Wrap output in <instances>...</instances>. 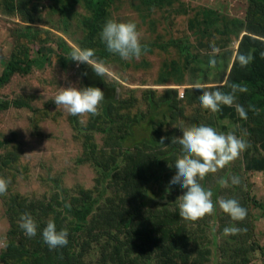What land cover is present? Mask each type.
<instances>
[{
	"label": "rangeland",
	"instance_id": "1",
	"mask_svg": "<svg viewBox=\"0 0 264 264\" xmlns=\"http://www.w3.org/2000/svg\"><path fill=\"white\" fill-rule=\"evenodd\" d=\"M180 3L184 6H179ZM247 3V0H179L175 3L176 6L170 7L167 13L163 10L156 12L157 9L150 10L144 6L138 9L140 0H115L110 9V19L118 22H134L138 31L142 33V41L149 42L160 34L162 35L160 42L180 40L183 42L181 44L185 50L178 54L177 50L169 49L171 52L167 56L168 51H164V54L159 49H153V52L149 53V59L143 64L139 63V68L134 63L122 60L120 57L124 62L121 65L108 64L106 66L102 63L93 66H98L101 69L105 86L115 87L120 98L137 99L145 114L151 111L149 103L145 102L147 95H153L155 100L156 97L160 99L165 93L163 90L172 88L177 91L176 96H171L173 101L174 98L178 99V93L182 98L181 92H184V99L179 101L180 108L184 109V117L178 118L174 124H170L169 117L164 127V131L176 130V137H179L182 135L183 128L193 126L190 123L193 113L203 109L199 102L201 92L192 89L190 85L199 81L205 86L204 90L215 91L217 88L220 90L226 84L231 67H227L222 61V57L221 60L219 57L223 52L238 50L240 41L236 39L233 46L227 47L224 39L217 34L222 29L224 31L225 25L231 27L236 21L245 17ZM64 4L70 8L66 14L60 11L61 7L57 1L0 0V76L7 64L12 61L14 53L16 54L20 49L19 45L30 49V59L35 61L29 75H17L9 85L0 88V103L9 101L14 104L15 100L24 103L21 108L12 106L9 110L0 113V177L11 181L7 193L0 196V256L6 248L7 240L9 241L11 237L13 216L19 215L20 205L26 206L24 199H27L29 205L32 201L50 202L57 210L49 220H52L56 227L57 222H63V226L66 225L65 216L73 208L72 200L81 197L84 192H93L97 183H103L102 189L107 187L103 193L105 203H108L110 207H114L117 203L118 193H115L112 185L110 187L108 185V183H112L114 176L110 175L108 178L107 175H103L101 168L97 170L87 160L84 161L91 155L83 156L82 154L84 141L78 140L79 133L72 126L71 119L74 116L67 114L53 102L59 88L70 86L78 89L86 88L81 75L83 63L77 64L72 60L62 64L59 61L60 55L66 59H71V57L61 54L59 46L66 42L74 50L77 46L83 49L81 40L88 36L89 32L83 20L90 16L91 12L81 0H62V8ZM12 6L19 9L18 12L10 13ZM35 6L40 7V12L33 14V23H28L25 18L27 14L25 9L32 10ZM177 9H179L178 16H176ZM212 9L216 13L211 14ZM208 13L209 17L213 19L208 21H214V23L211 30L208 29V36L206 37V34L205 37H202L198 28L203 18L208 17ZM216 16L218 19H215ZM195 18L200 19L198 21ZM191 24L196 28V35L190 28ZM216 26L218 29L214 31ZM101 30L99 29L96 34L98 35L96 40H101ZM200 42L203 43V46L199 45ZM213 45L219 49L216 57L219 62L222 61L218 62L215 68L209 67V59L204 58L205 55L211 56ZM171 60L176 61V66L181 73L187 75L189 68L194 67L197 69V74L190 75L182 85H159L157 83L159 75L163 83H168L170 80L169 70L172 63L169 61ZM127 63H130L131 67L126 66ZM135 63L138 62L135 61ZM187 87L191 88V93L189 98L185 99ZM194 95L198 99L193 105H190L191 96ZM48 98L49 100H47ZM236 104L240 105L238 100H236ZM163 105L161 104V106ZM233 108L236 109L235 106ZM205 111L210 113L209 117L216 121L212 127L217 131L232 132L237 137L244 138L249 145L239 159L224 172L213 175L211 180H207V176L201 183H205V188L212 192L216 188L221 198L238 200L240 205L247 210L246 219L241 223L242 229H244L243 227L247 229L244 233H248L250 238L244 242L249 241L248 245L251 243L250 246H254V251L251 250L247 254L244 252V247L248 245H244L241 241L243 232L236 239L228 242L232 246H227L225 243L222 245L221 229L230 223H232L231 226L238 227V222H233L218 206L214 215L195 224L180 219L178 197L183 195V191L178 185H175L180 193L175 194L174 199H172L173 196L169 198V203L157 198L152 205H141L129 215L132 221L136 214L138 215L144 210L141 213L145 215L146 223L149 225V220L152 222L150 236L141 235L140 237L145 245L140 246L141 250L138 253L150 257V264H156V256L160 250H164V246L156 238L153 241L149 240L155 236L153 230L155 221L152 217L157 218V226L165 227L162 224L163 218L170 219L168 217L172 214L170 226L178 229L192 227L197 234L209 232L208 239L214 238L215 245H211L210 254L205 264H233L235 261L232 254L239 255L236 256L238 260L236 264H264V166L247 168L253 161L264 160V153L249 143L248 132L250 130L245 126L246 120L239 114L234 119L220 118L217 120V113ZM174 112L176 113L177 110ZM77 117L81 119L83 125H86L90 120V116ZM252 128L253 126H251ZM95 141L99 146L103 145L101 135H97ZM11 151H15L17 157L9 155ZM6 160L10 162L7 165ZM164 170L169 173L173 172V176L176 173L174 165L172 167L165 166L162 172ZM225 172L229 176V183L228 186L221 187L218 183L221 179L219 177ZM232 176L239 178L238 186L231 184ZM158 186L154 185L155 192L158 190ZM150 193L154 194L153 191ZM120 225L114 231L115 226H108L106 230L115 233L126 232L128 224L122 222ZM171 235L174 234L171 233ZM67 238L69 239V237ZM198 249L196 241L191 240L185 250L186 253H189L188 264H197L199 261L205 260V255H199ZM91 259L85 264H103V261L106 260L96 251ZM242 260L243 262H241Z\"/></svg>",
	"mask_w": 264,
	"mask_h": 264
},
{
	"label": "trees",
	"instance_id": "2",
	"mask_svg": "<svg viewBox=\"0 0 264 264\" xmlns=\"http://www.w3.org/2000/svg\"><path fill=\"white\" fill-rule=\"evenodd\" d=\"M51 1H57L60 4L62 13L69 12L68 5L64 4L62 8V0ZM81 1H84L91 12L90 16L83 20L89 32L88 36L81 40L82 48L94 49V59L98 61V64L104 63L106 66L108 64L121 65L124 62L119 56L109 53L102 40H96L98 30H101L105 22L110 19V9L115 0ZM177 1L179 0H140V6L137 8L140 9L141 6H144L150 10L157 9L156 12L163 10L168 13L170 7L176 6ZM247 1L245 17L236 21L231 27L225 25L224 31L222 29L217 34L224 39L227 47L233 46L236 39L240 41L238 50L232 51L230 49L231 51L223 52L219 57V60L222 57V61L225 62L227 67H231L226 84L220 90L223 92L230 91L228 86L233 83L247 88V92L237 93L236 100L247 112L245 126L250 130L248 132L249 143L258 147L261 153H264V0ZM179 6L184 5L180 3ZM18 10L12 6L10 13L18 12ZM25 10L27 12L25 16L27 22L33 23V14L39 13L40 7L35 6L32 10ZM178 10H176V16H178ZM210 13L214 14L216 11L212 9ZM207 16L203 18L198 28L202 37H205L208 29L211 30L214 23V21H208L213 20L209 17V13ZM199 19L195 18L198 21ZM215 19H218L217 16ZM219 22L223 25L221 21ZM190 28L196 35L195 26L191 24ZM217 29L218 26L214 28V31ZM161 36L158 34L149 42L141 41L142 44L148 46V52L139 59H133L130 62L139 68V63H145L153 49H159L164 54V51H168L167 56L171 52L169 49L177 50L178 54L185 50L183 44H181L182 41L172 40L162 43L160 42ZM199 45L203 46V43L200 42ZM19 46L20 49L16 54L14 53L12 61L7 64L0 76V88L9 85L17 75L27 76L31 73L32 65L35 62L30 59L31 51L24 48L23 45ZM59 47L61 48V54L71 57V53L74 51L72 47L67 45L66 42L61 43ZM240 55L252 57L251 62L242 67L238 59ZM204 58L209 59L210 56L205 55ZM215 58L219 62L218 58ZM59 61L66 64L72 60L60 55ZM135 61L138 63H135ZM169 62L172 63L169 70L171 77L168 83H163L159 75L157 83L161 86L163 84L182 85L190 75L195 76L197 74V69L193 67L189 68V74L185 75L180 72L175 60ZM126 66L131 67V64L127 63ZM92 68L83 64L81 75L85 87L99 88L105 94L100 114L90 116V120L85 126L81 124V119L77 116H74L71 122L75 131L79 133L78 140L80 142L81 140L84 141L83 156L85 154L91 155L87 159L88 163L92 164L97 170L101 168L103 175H107L108 178H110V175L114 176L112 183H108V185L109 187L112 185V189L115 190V193H118L117 203L114 207H110L108 203H105L103 193H105L107 187L102 189V182L95 185L93 192H84L81 197L72 200L73 208L65 216L66 225L63 226V222H57L58 231L67 229L69 233L68 244L63 248L50 250L44 243L41 233L43 228L46 227L47 223L45 222L49 221V218L57 209L50 202L32 201L29 205L27 199H24L26 206L20 205L19 215L13 216L11 237L9 241L7 240L6 248L0 256V264H85L88 260H92L95 251L99 252L101 257L106 258L103 264H150L151 262L150 257L142 256L138 252L141 250L140 246L145 245L140 237L141 235L150 236L152 222L149 220V225L146 223L145 215L141 213L144 210L138 215L136 214L132 221L129 215L141 205H152L157 198L169 203V198L173 196L172 199H174L175 194L180 193L177 186L169 183L173 177V172L169 173L167 170L162 172V169L165 166L172 167L175 165L176 159L181 154L180 146L171 143L172 138L176 137L177 131H164V127L169 117L171 119L170 124H174L178 118L184 117V109H181L179 104V101L184 98H180L178 93V99L174 98L172 101L171 96L177 95V91L174 89L163 90L165 92L163 97H160V99L156 97V100L153 95L149 94L145 98V102L149 103V110L151 111L145 114L137 99L118 97L115 87L105 86L101 69L98 66H92ZM186 90L185 99L186 97L188 99L191 88L187 87ZM197 99V96H191L190 105H193ZM185 103L188 105L187 102ZM22 104L24 103L20 100H15L14 104L3 101L0 103V113L9 110L12 106L21 108ZM161 104L164 105L161 106ZM174 110H177V112L175 113ZM237 114L236 109L225 106L217 113V120H220V118L234 119L237 118ZM209 115L210 113L199 109L191 116L190 123L192 125H215L216 121ZM251 126H253L252 129ZM97 135L102 136V146L96 144L95 137ZM161 137H167L164 145L159 144ZM109 149L111 151H108ZM9 155L17 157L15 151L9 152ZM8 163L10 162L6 160V165ZM260 166H264V160L262 159L253 161L247 168H259ZM225 170L223 169L219 173ZM212 176V174L208 175L207 180H211ZM219 178L228 180L229 176L225 172ZM159 181L162 183H158ZM154 185H159L156 192L154 191ZM202 185L205 187L206 184L202 183ZM150 191H153L154 194L152 195ZM213 192L215 203L221 196L216 188ZM96 194H99V196H96ZM156 208L158 209V207ZM24 213H29L37 222V235L33 238L27 237L19 226L20 217ZM172 217L171 214L168 218L171 219ZM208 217L206 216L204 220ZM135 218H137L136 222ZM152 218L155 221L153 227L155 236H152L149 240L153 241L156 238L164 246V250H160L156 256V264H188L189 253H186L185 250L190 245L191 240L196 241L197 247H199L198 254L205 255V260L203 262L199 261L197 264H205L210 254L211 245H215L214 238L208 239L209 232L207 234H197L192 227L178 229L170 226V219H167V217L162 220L165 227L157 226V218ZM122 222L128 224L126 232H113L121 226ZM237 224L238 228H242L241 222ZM231 225L232 223L221 229V235H223L222 245L225 243L227 246H232L228 242L236 239L239 235L224 234L223 229ZM108 226L115 227L113 231H108L106 230ZM171 233L174 235L172 236ZM249 238L250 235L244 233L241 239L244 245H248L249 241H244L249 240ZM200 243H202L201 246H199ZM250 244L244 247L246 254L251 250L254 251V246H250ZM231 256L234 257L235 262L233 264L238 263L236 256L239 255L234 256L232 254Z\"/></svg>",
	"mask_w": 264,
	"mask_h": 264
},
{
	"label": "clouds",
	"instance_id": "3",
	"mask_svg": "<svg viewBox=\"0 0 264 264\" xmlns=\"http://www.w3.org/2000/svg\"><path fill=\"white\" fill-rule=\"evenodd\" d=\"M101 40L109 53L119 56L122 60L131 61L139 59L148 52V46L142 44V33L138 31L134 22H118L109 19L101 30ZM219 49L212 46V54L208 66L215 68L218 61L215 58ZM94 49L77 48L71 53V60L77 64L83 63L92 68L98 64L94 59ZM240 65L247 66L252 57L240 55ZM93 69V68H92ZM94 70V69H93ZM194 90L201 92L199 102L203 109L215 114L221 111L222 106H235L237 113L243 119L247 118L244 107L236 104L237 93L247 92V88L233 83L230 91L223 92L217 88L215 91L204 90V85L199 81L190 85ZM104 92L96 87L59 88L53 102L71 116H97L104 102ZM254 110V109H253ZM167 137H161L159 144L164 145ZM171 143L180 146V156L175 161L176 173L170 180V185H178L183 195L178 197L179 218L195 224L206 216L215 214L217 206L227 214L233 222H243L247 216V210L236 199L219 198L213 201V192L206 189L201 181L212 174L228 168L249 147L247 141L237 137L234 133H223L208 125H193L183 128L180 137H174ZM10 180L0 177V196L7 193ZM221 187L228 186V180L221 178L218 181ZM231 184L238 186L239 178L231 177ZM20 228L25 235L33 238L37 235V222L29 213L20 217ZM246 229L229 226L223 229L225 235H237ZM42 239L50 250L63 248L68 244L67 229L57 230L56 224L49 220L42 230Z\"/></svg>",
	"mask_w": 264,
	"mask_h": 264
},
{
	"label": "built area",
	"instance_id": "4",
	"mask_svg": "<svg viewBox=\"0 0 264 264\" xmlns=\"http://www.w3.org/2000/svg\"><path fill=\"white\" fill-rule=\"evenodd\" d=\"M181 97H182V98L184 97V92H181Z\"/></svg>",
	"mask_w": 264,
	"mask_h": 264
},
{
	"label": "bare ground",
	"instance_id": "5",
	"mask_svg": "<svg viewBox=\"0 0 264 264\" xmlns=\"http://www.w3.org/2000/svg\"><path fill=\"white\" fill-rule=\"evenodd\" d=\"M50 97V96H49ZM50 99H51V97H50ZM47 100H49V98L47 99ZM84 120V119H83ZM85 126V125H84ZM13 160L15 161V159H14V157H13Z\"/></svg>",
	"mask_w": 264,
	"mask_h": 264
},
{
	"label": "crops",
	"instance_id": "6",
	"mask_svg": "<svg viewBox=\"0 0 264 264\" xmlns=\"http://www.w3.org/2000/svg\"><path fill=\"white\" fill-rule=\"evenodd\" d=\"M169 89H172V88H169ZM158 95H160V94H158ZM86 160H87V159H84L85 162H86Z\"/></svg>",
	"mask_w": 264,
	"mask_h": 264
}]
</instances>
